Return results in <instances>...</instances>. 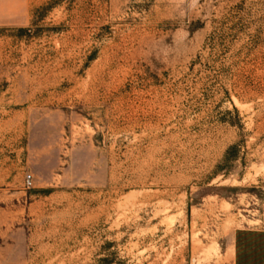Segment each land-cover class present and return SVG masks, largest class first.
I'll list each match as a JSON object with an SVG mask.
<instances>
[{
  "label": "rangeland",
  "instance_id": "rangeland-1",
  "mask_svg": "<svg viewBox=\"0 0 264 264\" xmlns=\"http://www.w3.org/2000/svg\"><path fill=\"white\" fill-rule=\"evenodd\" d=\"M238 260L264 264V0H0V264Z\"/></svg>",
  "mask_w": 264,
  "mask_h": 264
},
{
  "label": "built area",
  "instance_id": "built-area-1",
  "mask_svg": "<svg viewBox=\"0 0 264 264\" xmlns=\"http://www.w3.org/2000/svg\"><path fill=\"white\" fill-rule=\"evenodd\" d=\"M26 182H27L28 186H31L32 185V178L29 176Z\"/></svg>",
  "mask_w": 264,
  "mask_h": 264
},
{
  "label": "crops",
  "instance_id": "crops-1",
  "mask_svg": "<svg viewBox=\"0 0 264 264\" xmlns=\"http://www.w3.org/2000/svg\"><path fill=\"white\" fill-rule=\"evenodd\" d=\"M235 264H243V263H240L239 260H238V262L235 263ZM256 264H262V263L260 261H258Z\"/></svg>",
  "mask_w": 264,
  "mask_h": 264
}]
</instances>
